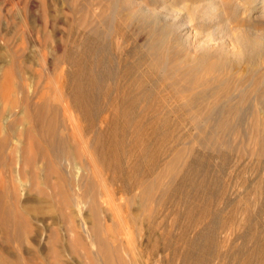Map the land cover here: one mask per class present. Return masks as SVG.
<instances>
[{
	"label": "rangeland",
	"instance_id": "374dc122",
	"mask_svg": "<svg viewBox=\"0 0 264 264\" xmlns=\"http://www.w3.org/2000/svg\"><path fill=\"white\" fill-rule=\"evenodd\" d=\"M127 1L0 0V126L23 127L26 99L44 95L77 154L37 162L62 172L72 187L61 191L52 174L39 171L31 184L17 173L18 153L6 147L0 192L17 212H32L21 237L0 224V252L33 264H97L103 235L127 264H264V13L250 11L262 0H215L206 24L187 21L189 46L172 19L207 11L208 0H165L181 13L169 15L160 0ZM209 36L213 45L200 49ZM232 37L249 41L246 50ZM232 44L245 59L231 54ZM186 64L197 76L158 70ZM94 140L104 146L97 168L87 151ZM81 178L103 198L110 192L97 212L78 195ZM146 180L154 188L144 200Z\"/></svg>",
	"mask_w": 264,
	"mask_h": 264
},
{
	"label": "bare ground",
	"instance_id": "6f19581e",
	"mask_svg": "<svg viewBox=\"0 0 264 264\" xmlns=\"http://www.w3.org/2000/svg\"><path fill=\"white\" fill-rule=\"evenodd\" d=\"M131 1H133V0H129L127 2L130 3ZM160 1L162 2V5H163V7H161V8H164V10H165L164 15H166V13L168 14L169 12H172V11L175 14L180 13V10L179 11L173 10V9H175V7H173L172 5H170L168 3L166 4V2H164L165 0H160ZM253 1H252V3H253ZM132 4H133V2H132ZM143 5H145V4L143 3ZM257 5L258 4L256 3L254 5V7H252L250 9V11H252V9H254L255 11L264 13V0H262V4H260L259 6H257ZM205 6L207 7L206 8L207 11L205 10V11H202L200 13L198 11V13H197V11L195 10L196 8H194L191 10V12H189L190 14L186 15V13H185V15L180 17V19L178 18V20L176 18L172 19L173 22L171 25H172L173 29L176 31L175 33H177L176 34L177 39L178 40L181 39L182 41H180V42L185 43L186 46L191 45L190 40L188 39V38H190V36L186 32L188 29V28L186 29L187 21L188 20L191 21V20L196 19L197 23L206 24L208 22L207 20H208L210 14H211V10H214L218 6V4L215 2V0H208L207 5H205ZM251 6H253V5H251ZM147 8L145 5V7H142V10L149 11V10H147ZM202 10H204V9H202ZM242 10L244 11V12L242 11L243 13H245L247 11V9L244 6H243ZM250 11L248 13H250ZM247 15H249V14H247ZM163 18H164V16H163ZM205 36H207V35H205ZM160 38L161 37H159V39ZM240 38L238 39L236 37L234 39L232 37L231 40L234 41L233 44L239 43L237 45H242V47L245 49V47L249 44V41L247 42L246 40H241V42H240ZM157 41L158 40H152V42H150V45H151L153 53H154V56H153V58H155L154 63L158 64V62H159L158 65H160V62L164 63V62H162L164 60H163V58H160L162 56L161 55L162 53L160 50V44ZM211 41H213V38L210 36L206 37L204 39L202 38L201 40H199L198 44L201 46L200 49L202 47L205 48L206 46H209V45L212 46L213 44L211 45V43H210ZM255 41H256V39H255ZM233 44H232L231 54L238 59L240 58V60L243 59L244 58L243 56L245 54L243 55L242 50L241 51L236 50ZM218 46L223 48L224 45L222 43H220V44H218ZM196 47H198V45ZM215 47H216V45H215ZM237 49H239V48H237ZM235 60H237V59H235ZM155 69H156V67H155ZM197 69L198 68L196 65L186 64V65H176V66L169 67V68H167V67L162 68V69L159 68L158 70H161V73L164 76L167 75L168 77L172 78V77H193V75H196ZM5 77H6V74H5ZM7 77L8 78L12 77V75L11 76L8 75ZM1 78L4 79V77H1ZM59 84L60 83L58 82V85ZM5 85H3V86L7 87V84H5ZM58 85L56 84L55 94L53 95V96H55L54 98H57V99L51 98L52 100L53 99L58 100L59 97L62 96V94H63L61 87H59ZM8 89H10V87ZM188 100H190V102H191L192 97L189 98ZM25 103H26V106L23 107L24 109L22 110V115L19 116V118H18V120L24 122L23 127L16 128L14 126V123H12V121L7 122L6 124H4V126H0V163L6 162L7 158H6V155L3 153H4V150L6 149V147H8V148L11 147L10 152L16 151L18 153V157L16 158V160L19 161L20 164L16 169L17 173H19L21 176L29 177L32 180L31 184H35V183H37V181H36L37 173L39 171H44V172H46V175H47L46 178L47 179L49 178L48 176H50L51 174L55 176L56 179L54 181H52V184H54L56 188H58L61 191H66L67 187L71 188L72 185H70L69 182L65 179L62 172L59 171V169H57L56 166H53L51 163H49L48 160L45 162V164L43 166L37 164V162L39 159H42V158L47 159L49 156H52V155H53V157L57 158L58 155H60L59 152H61V150L64 154H67V156L72 161L76 160L77 154L72 149V145L70 144L69 138H67L65 136H59V134H58L59 133V125L57 122V114H56V112L54 114V112H53L54 110L52 111V107L54 105L51 107L49 102H48V99L44 95L38 96V98H36V100L34 102H30V100L26 99ZM65 104H64V106L69 107L67 103H65ZM64 109H66V108H64ZM63 111H65V113H66V110H63ZM66 114H68V111ZM0 116H2V115H0ZM75 118H76L75 115H72V114L68 115V118H67V121H69L68 122L69 128L72 131V134L79 132V128L77 126V122H76ZM95 138H96V136H95ZM97 140H98V138H97ZM97 142L98 141L94 140L93 146L89 144V146H88L89 149L87 150L88 155L90 156V159L92 160L95 168H97V164L99 162V160H97L98 158H96V157L102 156V155L96 156L95 154L96 153L98 154L100 151H102L103 150L102 148L104 147V146L102 148L96 147ZM10 143H13L12 146L10 145ZM86 148H87V146H86ZM98 150H100V151L98 152ZM9 158L11 160L12 159L15 160V157L12 155H10ZM99 158L101 160V157H99ZM102 160H103V156H102ZM104 166H106V163H104ZM99 168H100V166H99ZM97 173H99V172H97ZM103 174H104V171H103ZM99 175H100V173H99ZM101 178L103 179V177H101ZM21 185H23V183H21ZM77 185L79 188L82 187L84 190V193L78 192V195L83 196V198H81V199H84L85 202H87L89 204V206L93 207V209H92L93 212H97L96 207L99 205L101 206V204H99V203L103 202L105 200L106 196L108 198H111L110 194H109L110 192L108 191V189H106L108 186L106 187L105 182H104L103 187H105V189H106V192H105L106 196L104 195V198H103V195L97 193L94 183L87 180V179L81 178ZM141 186H142L141 187V195H142L143 199L145 200V199L151 198V195L153 193V188H154L153 182L146 180V182H144ZM0 189H2V188H0ZM15 198H16L15 196L12 197L13 200ZM62 202H63V204H66V205L69 204L70 203L69 196L68 195L64 196L62 199ZM144 202H146V201H144ZM13 203L14 202L11 200L10 196L7 197L2 192H0V224H1L2 229L5 232V234H7V233L11 234L10 235L11 237L12 236H14V237L20 236L21 237V233H20L19 229L20 228L27 229L29 226V222H27L26 217H24V215L31 213L32 209H31V206L24 205L23 212L22 213L17 212L14 209ZM33 212L34 213L36 212L35 208L33 209ZM96 234L97 233H94V235H96ZM10 236L6 237L7 241H9L8 239ZM96 240H97V242H96L97 252L96 253L98 255H100V259H98L96 261L97 264H127L125 260L117 258L115 256V253H114L115 249L107 244V240L103 237V235L102 236L96 235ZM18 258L19 257L13 256L11 253H8V251L7 252L6 251L0 252V264H33L32 261L20 260Z\"/></svg>",
	"mask_w": 264,
	"mask_h": 264
}]
</instances>
